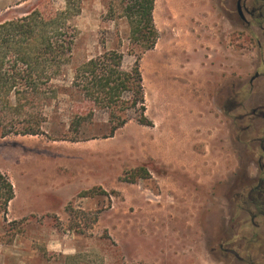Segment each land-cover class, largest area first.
<instances>
[{
    "label": "rangeland",
    "instance_id": "obj_1",
    "mask_svg": "<svg viewBox=\"0 0 264 264\" xmlns=\"http://www.w3.org/2000/svg\"><path fill=\"white\" fill-rule=\"evenodd\" d=\"M236 3L155 0L158 39L140 59L148 123L110 134L98 108L70 139L71 115L91 105L70 87L73 67L127 28L118 2L111 18L107 0H80L42 133L0 134V170L15 187L0 214V264H247L249 212L264 239V207L249 198L264 180V117L252 113L264 107V32ZM65 7L0 0V20Z\"/></svg>",
    "mask_w": 264,
    "mask_h": 264
},
{
    "label": "trees",
    "instance_id": "obj_2",
    "mask_svg": "<svg viewBox=\"0 0 264 264\" xmlns=\"http://www.w3.org/2000/svg\"><path fill=\"white\" fill-rule=\"evenodd\" d=\"M65 1L63 10L34 9L20 17L0 20V134L3 137L42 133V122L46 121L42 119V102L45 104L55 94L50 83L70 64L75 45L76 30L69 19L79 13L80 0L79 3ZM116 2L127 27L117 35V45L107 48L104 41L100 54L73 67L70 87L82 93L91 105L71 115L70 139L78 137L98 108L109 115L110 134L132 118L148 123L140 59L143 51L153 48L158 39L153 17L155 0H107L111 18L117 12ZM126 55L135 57L131 65H125ZM261 142L264 146V138ZM14 197V184L0 170V214L8 213Z\"/></svg>",
    "mask_w": 264,
    "mask_h": 264
},
{
    "label": "flooded vegetation",
    "instance_id": "obj_3",
    "mask_svg": "<svg viewBox=\"0 0 264 264\" xmlns=\"http://www.w3.org/2000/svg\"><path fill=\"white\" fill-rule=\"evenodd\" d=\"M237 12L244 21H248V18L257 17L259 19V25H262L264 32V0H237ZM253 114L259 115V117H264V107H254L252 110ZM264 138V137H262ZM262 138L260 139L259 146L264 152V146L262 145ZM262 166V164H261ZM256 194V195H255ZM256 196V197H255ZM264 197V180L260 179V184L258 186H251L249 191L250 203L256 208L260 209L264 207L262 204L264 202L261 199ZM262 214V212H259ZM252 219L253 228L256 230L252 234V246L249 248L248 261L247 264H264V239L261 240V235L258 231V224L254 223V214L249 212ZM230 253L234 254L237 259H240L239 255L233 251L229 250Z\"/></svg>",
    "mask_w": 264,
    "mask_h": 264
}]
</instances>
